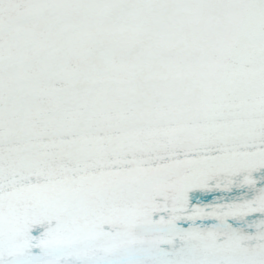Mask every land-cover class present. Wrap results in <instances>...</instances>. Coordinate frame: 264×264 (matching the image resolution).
I'll list each match as a JSON object with an SVG mask.
<instances>
[{
    "label": "snow or ice",
    "instance_id": "6c2138e0",
    "mask_svg": "<svg viewBox=\"0 0 264 264\" xmlns=\"http://www.w3.org/2000/svg\"><path fill=\"white\" fill-rule=\"evenodd\" d=\"M0 264H264V0H0Z\"/></svg>",
    "mask_w": 264,
    "mask_h": 264
}]
</instances>
